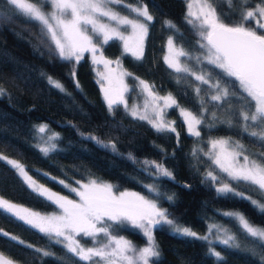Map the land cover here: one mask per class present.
<instances>
[{
  "label": "trees",
  "instance_id": "trees-1",
  "mask_svg": "<svg viewBox=\"0 0 264 264\" xmlns=\"http://www.w3.org/2000/svg\"><path fill=\"white\" fill-rule=\"evenodd\" d=\"M209 2L224 23L240 22L239 0H232L231 8L225 0ZM125 3L145 4L153 17L147 21L142 58L123 53L119 39L102 44L95 37L94 42L106 57L120 56L128 71L159 91L171 93L180 107L197 114L203 121L199 125L200 135L185 130L175 106L168 111L174 120L175 132L157 131L147 120L132 116L121 104L109 110L89 56L84 54L78 63L62 60L51 51L54 45L43 34V26L38 21L17 14L6 0H0V88L5 90L0 95V152L18 161L40 183L65 195H72L65 185L73 186L76 181L88 179L107 182L115 191L140 192L157 201L174 223L197 234L195 237L181 235L171 225H155L152 232L160 256L151 258V264H260L259 256L252 255L248 249L199 238L210 222L220 221L231 225L241 242L250 244L251 250L261 251L258 244L241 232L235 218L221 211L236 209L251 223L263 227L264 213L240 196L218 193L214 181L206 175L211 171L221 181L234 185L237 192L264 203V198L252 186L228 180L207 155L209 139L226 136L244 145L248 152L258 154L264 162L260 155L264 153V143L244 133L229 108V104L233 108L239 105L238 82L203 59L200 29L188 16L186 0H125ZM260 3L261 0H248L247 7L251 9ZM116 8L134 15L123 5ZM169 21L175 27H169ZM244 23L245 27H255L252 20ZM168 37L189 53L188 57H182L186 67L205 74L208 84L168 66L164 60ZM49 77L58 81L63 91L50 84ZM216 81L230 93L236 92L235 96L230 95L228 103L211 100L215 91L212 84ZM196 88L200 89L199 95ZM42 122L59 133L55 148L47 153L36 145V125ZM254 129L260 130L249 128V131ZM151 161L172 172V178L145 163ZM0 198L42 212L60 209L34 191L5 159H0ZM124 226L120 229L123 234L138 245H147V237L142 232ZM0 231L8 233V236L0 235V253L16 264H93L80 260L63 244L8 214H0ZM214 246L221 253L222 261L209 254L210 247ZM36 249L54 255L43 256Z\"/></svg>",
  "mask_w": 264,
  "mask_h": 264
},
{
  "label": "snow or ice",
  "instance_id": "snow-or-ice-1",
  "mask_svg": "<svg viewBox=\"0 0 264 264\" xmlns=\"http://www.w3.org/2000/svg\"><path fill=\"white\" fill-rule=\"evenodd\" d=\"M225 2L230 8L232 7V0H225ZM6 3L17 14H23L43 26V34L54 45L51 51L62 60L78 63L85 52H90L95 63H103L106 67L112 61L103 58L102 50L98 48L93 37L98 38L102 44H107L114 38L119 39L124 42L125 50L132 52L139 59L143 56V41L148 31L147 21L153 19L146 5L133 6L126 4L125 0H45V3L50 6V11L45 10V3H41V0H6ZM194 3L198 11L193 12L191 10L193 4L189 3L188 16L195 17L199 22V35L202 41L206 42L200 44L201 48L206 49L203 59L222 69L226 76L233 77L238 82L239 105L233 108L229 104L231 114L236 117L237 126L244 133L264 143V0L251 9L247 7L248 0H239L241 20L237 24L224 23L209 0H194ZM116 5H123L130 9L131 13H135V17L130 18V15H121L120 12L114 11L113 6ZM250 20L255 21V27H245L244 22ZM167 23L169 27H175L170 21ZM125 32L128 35H125ZM168 48L170 54L164 59L170 68L177 73L183 72L194 76L197 81L204 84L210 82L205 74H197L180 63L179 58L188 57L189 53L182 47L177 48L171 37L168 40ZM98 52H100L99 56ZM195 59L200 61L201 57H195ZM123 75L130 74L121 73V76ZM48 79L50 84L63 91V86L58 81L52 80L51 77ZM105 79L109 78L105 77ZM109 83L111 84V80ZM140 85L150 99L145 101L142 112L137 107H133L129 109L130 114L141 120H147L157 131L175 132L176 129L172 126V122H165L163 119V108L160 107L159 101H163V107L179 108L176 99L171 94L166 97H157L152 86L143 80L140 81ZM77 87H79L78 83ZM212 87L217 90L216 94L211 96L212 101L228 103L230 95H236L235 91L230 93L227 87H221L219 81L212 84ZM123 90H127L126 86ZM111 91L110 88L104 89L109 110L118 103H123L127 108L122 94L118 99L113 98ZM195 92L199 95L200 89L196 88ZM4 94L5 90L0 88V95ZM201 103L203 104V101ZM150 104L151 117L149 115ZM180 112L188 125L189 132L199 136L198 126L203 122L202 119L183 108H180ZM213 116L215 117V113ZM228 123L232 125L231 120ZM249 128H259L260 131H249ZM46 131V125L39 126V133ZM55 139L56 134L48 136L49 146L42 148L41 151L47 153L54 149L55 144L51 141ZM210 143L213 151L207 155L220 171L227 174L230 181L244 182L254 187L255 191L264 198V163L250 160L245 154L247 149L238 141L222 138ZM112 147L115 148V145L113 144ZM260 155L264 157V153ZM241 157L243 163L240 162ZM0 159L6 158L0 157ZM8 163L17 169L34 191L58 205L61 214L40 216L38 213L3 198H0V214H8L38 228L56 243L63 244L67 251L75 257L82 261H91L93 264H150L151 258L160 256L152 229L161 223L173 225L174 221L169 218L166 210L158 207L153 200L139 193H117L111 184L96 179H89L87 183L76 181L79 187L65 185L79 196V201L70 200L38 185L18 162L9 160ZM145 163L154 166L159 174L172 178V172L162 164L156 161ZM206 175L212 181L220 183L216 189L218 193L240 196L264 213V203L260 200L245 196L243 192H237L231 183L221 181L211 171ZM60 183L64 184V181ZM150 191H155V189L150 188ZM168 199L171 200L172 197L169 196ZM224 215L234 217L241 232L260 246L259 253L255 250L250 251L252 255L259 256L260 264H264V227L252 224L243 214L237 212H226ZM124 222L143 230L147 237V246L137 248L123 237L112 234L110 229L113 224ZM213 229L216 230L220 243L240 247L236 237L229 234L227 230L213 224L209 228L210 235ZM175 231L181 235L197 236L187 227H176ZM81 234L85 237H92L93 240L103 234L107 241L98 247L85 248L76 239ZM0 235L8 236V233L0 231ZM9 238L17 239L16 237ZM199 238L209 241V235ZM36 251L42 253L43 256L54 255L43 249H36ZM209 254L214 256L218 262L223 260L221 253L215 251L214 248L210 247ZM0 264H15V262L0 253Z\"/></svg>",
  "mask_w": 264,
  "mask_h": 264
},
{
  "label": "rangeland",
  "instance_id": "rangeland-1",
  "mask_svg": "<svg viewBox=\"0 0 264 264\" xmlns=\"http://www.w3.org/2000/svg\"><path fill=\"white\" fill-rule=\"evenodd\" d=\"M187 1V12L189 11V8H188V5L189 3H192L193 4V7H192V11L193 12H197L198 11V8L196 6V4L194 3V0H186ZM128 4V3H126ZM145 5V4H143ZM133 6H140V4H133ZM46 11H50V6L47 5V8L45 9ZM113 10L114 11H118L121 13V15H130V18H134L135 17V13L134 15H131V14H128V13H125V12H121L120 10H118L116 8V6H113ZM149 12V11H148ZM150 14V12H149ZM151 15V14H150ZM190 17V16H189ZM193 19L195 25L198 27V21H196L195 17H190ZM143 19V18H141ZM254 24H255V21H254ZM199 28V27H198ZM200 32V31H199ZM91 34V33H90ZM125 35H128L127 32H125ZM170 37L167 38L166 40V43H165V51H164V57L165 56H168L170 53H169V48H168V40H169ZM172 38V37H171ZM93 39H95V36L93 37ZM98 39V38H97ZM173 39V38H172ZM174 41V39H173ZM99 42V40H98ZM121 44H122V52L123 53H128L130 54L131 56L133 57H136L135 55L132 54V52H129V51H126L125 48H124V42L121 41ZM97 43V42H95ZM203 43H206L203 41ZM174 44L177 48H180L182 47L180 44H178L177 42L174 41ZM98 45V48L100 49L99 47V44L97 43ZM144 45H145V38H144V41H143V49H144ZM183 48V47H182ZM184 49V48H183ZM185 50V49H184ZM186 51V50H185ZM84 54H87L92 62V65H93V70H94V73H95V76H96V79L97 81L99 82L100 84V87H101V90H102V94L105 98V93H104V89L105 88H110L112 91L110 92V94L113 96V98H119V96L122 94L123 96V100L127 103V108L124 106L123 103H118V104H121L129 113V109L133 108V107H137L141 112L143 111V107H144V104H145V101L146 100H149L150 98L147 96V93H145L142 89V86L140 85V81L143 80L145 82H147L149 85L152 86V90L153 92L156 94L157 97H166L168 96L169 92H161L159 91L153 84H151L150 82H148L147 80L141 78L140 76H137L133 73H131L130 71H128L122 64V61H121V58L120 56L118 57H113V58H109V57H106L103 53V58L106 59V60H109V61H112L111 64H109L107 67L103 64V63H95L94 60H93V57H92V54L90 52H85ZM83 54V55H84ZM97 55L99 56L100 55V52L97 53ZM206 55V49H204V55L203 57ZM137 58V57H136ZM180 59V63L184 66H186L183 62H182V57L179 58ZM165 60V59H164ZM118 62V63H117ZM121 73H129L130 75H123L121 76ZM105 77H108L109 79H105ZM139 78V79H137ZM109 80H111V84L109 83ZM122 82V83H121ZM124 86H126L127 90L124 91L123 88ZM222 87V86H221ZM214 92H213V95L216 94V89L214 88ZM172 95V94H171ZM173 96V95H172ZM174 97V96H173ZM106 100V99H105ZM107 102V100H106ZM108 103V102H107ZM115 105V104H114ZM159 105L160 107L163 108V113H162V116H163V119L165 120V122H172V126L175 128V125H174V120L172 117H170L168 115V111H169V108L170 107H163V101H159ZM180 108H183V109H186L188 111H191L187 108H184V107H180L177 108L178 111H179V115H180V118L182 120V123L184 125V128L187 132H189L188 130V125L187 123L185 122L184 118L182 117L181 115V112H180ZM194 115H196L198 118L199 116L197 114H195L193 111H191ZM149 115L151 117V104L149 105ZM41 125H46L47 126V131L45 133H39L38 132V128L39 126ZM152 125V124H151ZM36 136H37V139H36V145L40 148H44V147H48L49 146V141L47 140V137L48 136H51L53 134H56V137H59V133H57L56 131L52 130L48 124L42 122V123H37L36 125ZM176 129V128H175ZM198 130H199V126H198ZM259 130V129H258ZM252 131H256V129L252 130ZM260 131V130H259ZM190 133V132H189ZM58 135V136H57ZM229 139L230 141H237V140H234L233 138H230V137H226V136H214L212 138L209 139V142H208V152L207 153H210L213 151L212 149V146H211V141L213 140H217V139ZM52 144H56V139L51 141ZM241 144V143H240ZM246 155L249 156V159L250 160H256L257 163H264L261 159H259V155L254 153V152H246L245 153ZM0 157H5L6 161H9V160H12V161H16V160H13L12 158L2 154L0 152ZM18 162V161H16ZM240 162L243 163V158L241 157L240 158ZM213 163V162H212ZM214 164V163H213ZM214 166L220 171V169L214 164ZM27 173L28 171L25 170ZM221 172V171H220ZM223 173V172H222ZM28 175L30 177H32L29 173ZM215 175V174H214ZM225 177H227V174H223ZM228 178V177H227ZM24 179V178H23ZM32 179L34 181H36V183L38 185H42L44 188L46 189H49L52 193H56L60 196H65L67 197L68 199L70 200H75V201H79V196L75 193V192H72V195H65L63 193H60L58 191H55L51 188H49L48 186L40 183L39 181H37L35 178L32 177ZM25 180V179H24ZM229 180V179H228ZM89 181L86 180V181H81V183H87ZM100 182H103V181H100ZM27 183V182H26ZM104 183H107V182H104ZM215 185H216V188L220 186V183L219 182H214ZM230 183V182H228ZM28 184V183H27ZM109 184V183H107ZM29 185V184H28ZM233 188H235L234 185H231ZM71 187H79L78 184H75ZM32 188V187H31ZM254 188V187H252ZM33 189V188H32ZM236 190V189H235ZM115 191V190H114ZM117 193L119 192H131V193H139L140 195L146 197L147 199L149 200H153L158 207H160L157 203V201H155L152 197H148L140 192H136L134 190H121V191H115ZM245 196H251V195H246L244 194ZM252 199H255L253 196H251ZM11 202V201H9ZM13 204H16V205H19V206H22L24 208H27L29 209L30 211L32 212H35V213H38L40 216H51V215H59L61 214V210L60 209H57V210H53V211H49V212H42V211H38V210H34V209H31L27 206H24V205H21V204H18V203H15V202H11ZM161 209H163L162 207H160ZM223 213H226V212H237V213H240L242 214L240 211L236 210V209H227L226 211H221ZM236 221V220H235ZM237 222V221H236ZM238 223V222H237ZM217 225L219 226L221 229L223 230H227V232L231 235H234L236 237V241L237 243L240 245V247L244 248V249H248V250H251V246L250 244L248 243H242L241 240H240V237L237 236L236 232L231 228V225L229 224H225L223 222H210L208 224V228H207V231L202 235V236H205V235H209V240L210 241H219V239L217 238L218 234L216 232L215 229L212 230V233L211 235L209 234V228L211 225ZM253 224V223H252ZM124 225L130 227V228H133V229H137L139 230L140 232L143 233V230L138 228V227H135L127 222H124V223H121V224H113L112 228L110 229V231L112 232V234L114 236H117V237H123L124 239L130 241L135 247L137 248H142V247H145L147 245H138L137 243H135L132 239H130L127 235L123 234L122 231H120V229L122 227H125ZM239 225V224H238ZM256 226H260V225H257V224H254ZM32 226V225H31ZM172 227V230L175 231V228L176 227H181L183 228V226L181 225H178L176 223H174L173 225H171ZM260 227H263V226H260ZM38 229V228H37ZM192 231V230H191ZM219 235H222V233H219ZM76 239H78L80 241V244L85 247V248H89V247H98L101 243H105L107 241V238L103 236V234H100L98 237L95 238V240H93L92 237H85L83 236V234H81L80 236H77ZM215 250H216V247L214 246ZM217 251V250H216ZM4 255V254H3ZM4 257L8 258L7 256L4 255ZM10 259V258H9ZM98 259V258H97ZM16 264V263H15ZM151 264V262H150Z\"/></svg>",
  "mask_w": 264,
  "mask_h": 264
}]
</instances>
